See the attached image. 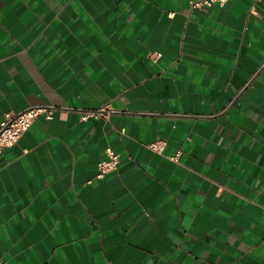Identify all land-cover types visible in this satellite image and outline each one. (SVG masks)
Returning <instances> with one entry per match:
<instances>
[{"label": "crops", "instance_id": "obj_1", "mask_svg": "<svg viewBox=\"0 0 264 264\" xmlns=\"http://www.w3.org/2000/svg\"><path fill=\"white\" fill-rule=\"evenodd\" d=\"M192 1L0 0V260L264 264V0Z\"/></svg>", "mask_w": 264, "mask_h": 264}, {"label": "built area", "instance_id": "obj_2", "mask_svg": "<svg viewBox=\"0 0 264 264\" xmlns=\"http://www.w3.org/2000/svg\"><path fill=\"white\" fill-rule=\"evenodd\" d=\"M228 0H194L192 1V8H209L214 4L224 5ZM161 53H157L160 56ZM116 111L113 108H108L106 105L101 106L97 110L85 111L81 117L86 120L89 117H99L104 113L108 114ZM44 113L47 118L52 117L53 108L48 106H33L21 111H8L5 113L4 119L0 121V153L5 149L14 146L22 135L28 131L36 118ZM167 145L166 140L152 141L147 144L151 150L162 152ZM106 157L97 162L98 176L103 177L117 169L119 163V155L108 147L105 151ZM181 151H177L172 156L173 160H177ZM0 264H7L6 261L0 260Z\"/></svg>", "mask_w": 264, "mask_h": 264}]
</instances>
